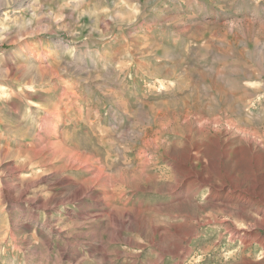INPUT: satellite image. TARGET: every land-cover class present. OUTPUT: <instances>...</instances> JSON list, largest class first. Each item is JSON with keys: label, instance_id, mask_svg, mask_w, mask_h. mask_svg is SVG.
I'll return each mask as SVG.
<instances>
[{"label": "rangeland", "instance_id": "1", "mask_svg": "<svg viewBox=\"0 0 264 264\" xmlns=\"http://www.w3.org/2000/svg\"><path fill=\"white\" fill-rule=\"evenodd\" d=\"M231 180L264 197V0H0V264H264L194 231Z\"/></svg>", "mask_w": 264, "mask_h": 264}, {"label": "bare ground", "instance_id": "2", "mask_svg": "<svg viewBox=\"0 0 264 264\" xmlns=\"http://www.w3.org/2000/svg\"><path fill=\"white\" fill-rule=\"evenodd\" d=\"M9 104L12 105L11 102H9ZM12 107H14V106L12 105ZM227 149H226V151H227ZM227 152H224L223 154L226 155ZM192 159H194V156L192 154H189L188 160H192ZM86 163H88V161ZM90 165H92V164H90ZM101 169H97V171H96L97 175H100L102 173L103 169L102 170ZM232 171L233 170L227 171V175L230 177V179L232 178V175H233L231 173ZM101 177H102V175H101ZM187 178L188 179H186L187 181H185V182L188 183L190 185V187L193 189L195 186V182H196V180L193 179V178H195V176L193 174H190ZM201 180L203 181V183L206 182V179H204V178H202ZM254 184L255 185L252 188L253 189L252 191H250V190L246 191V190L239 188L236 184H234V182L232 180L229 184L223 183L220 185L217 184V185L211 186V192L209 191L210 194L208 196L212 200L216 199L217 202L210 204L213 206V208L211 209L210 214L206 218H204V219L196 218L194 220V222H193L194 223V231L196 230L197 226L202 225V224L203 225L221 224L223 226V232H221V235L222 234L227 235V237L230 240H233L234 238H238L241 243H243L244 245H247L248 238L253 235V237L254 236L257 237L260 244L263 245V247H264V234L261 231V230H264V209H262L259 212L261 216H256L253 214V213H257V210H253V211L251 210V207L255 206V203L258 204L262 201V203L264 204V197H263L261 190L257 191L256 185H259L260 183H254ZM192 189H190V191ZM225 189H228V190H227L226 194L222 195L221 192H223V190H225ZM189 194L191 196L193 195V193H189ZM189 194L187 192L180 194V195L178 194V195H176L175 200H181V199L183 200ZM232 194H234V197H232V198H234V201L237 202V204L234 202L236 205L231 204L232 200L229 199V195H232ZM115 195L117 196V194H115ZM74 196L75 195H68V196H66V198H71ZM97 196H98V194H97ZM255 197H259V199L255 198ZM260 199H261V201H260ZM104 205H109V200H106ZM259 213H257V214H259ZM218 214L221 215V219H218L216 217V215H218Z\"/></svg>", "mask_w": 264, "mask_h": 264}]
</instances>
